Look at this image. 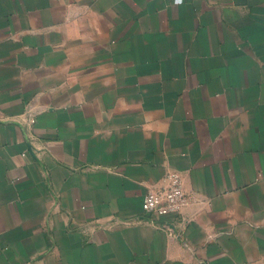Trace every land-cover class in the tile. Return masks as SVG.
<instances>
[{
	"label": "crops",
	"instance_id": "1",
	"mask_svg": "<svg viewBox=\"0 0 264 264\" xmlns=\"http://www.w3.org/2000/svg\"><path fill=\"white\" fill-rule=\"evenodd\" d=\"M0 264H264V0H0Z\"/></svg>",
	"mask_w": 264,
	"mask_h": 264
},
{
	"label": "built area",
	"instance_id": "2",
	"mask_svg": "<svg viewBox=\"0 0 264 264\" xmlns=\"http://www.w3.org/2000/svg\"><path fill=\"white\" fill-rule=\"evenodd\" d=\"M166 185L161 189H148L143 198L145 215L151 217L179 213L190 203L184 188L183 178L178 171L166 175Z\"/></svg>",
	"mask_w": 264,
	"mask_h": 264
}]
</instances>
